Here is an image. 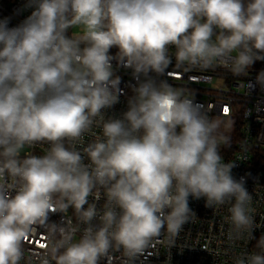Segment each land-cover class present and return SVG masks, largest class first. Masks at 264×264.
Segmentation results:
<instances>
[{
    "label": "clouds",
    "instance_id": "clouds-1",
    "mask_svg": "<svg viewBox=\"0 0 264 264\" xmlns=\"http://www.w3.org/2000/svg\"><path fill=\"white\" fill-rule=\"evenodd\" d=\"M30 2L20 25L0 20V264H21L37 226L40 264H99L114 247L135 258L165 230L179 235L196 215L189 197L208 208L230 203L235 233H251L252 197L218 150L230 143L221 119L157 78L173 63L170 47L177 68L248 76L264 61V0ZM76 26L82 34L69 35ZM113 60L137 85L122 118L105 119L121 91ZM249 83L264 90V70ZM94 125L102 135L79 149ZM42 143V155L20 158ZM50 213H64L63 223H49ZM256 248L235 264H264V235Z\"/></svg>",
    "mask_w": 264,
    "mask_h": 264
},
{
    "label": "built area",
    "instance_id": "built-area-1",
    "mask_svg": "<svg viewBox=\"0 0 264 264\" xmlns=\"http://www.w3.org/2000/svg\"><path fill=\"white\" fill-rule=\"evenodd\" d=\"M34 10L35 5L30 0H0V20L7 18L10 28L23 23ZM69 35L79 34L72 28ZM169 51L173 55V63L166 74L157 79H166L173 87L183 90L186 97L204 106L210 118L221 119L219 132L230 137V143H221L218 150L223 162H234L233 177L245 180V187L252 197L250 214L254 221L253 231L235 233L230 222V203L208 208L204 198L196 200L189 197V206L196 215L174 239L169 240L165 230L135 258L114 247L108 256L101 258L99 264H235L237 257L260 251L256 248V240L264 235V90L259 86L252 89L249 82H254L257 74L264 70V61H256L248 76L237 77L222 67L177 68L175 49L170 47ZM117 52L116 47L110 49L113 56ZM112 64L114 75L120 77L121 91L119 102L103 110L105 119L122 118L128 110L129 98L134 95L132 86L137 85L131 69L118 65L116 60ZM224 108L228 109L227 113ZM101 135L102 130L94 125L83 135L77 147L82 149ZM48 147L47 143L25 146L20 158L27 154L42 155ZM84 162L88 163L87 157H84ZM105 199L102 195L99 201H95L99 209H102ZM93 201L90 196L89 202ZM67 217L73 225L78 223L72 208H69ZM63 218L64 213H50L49 223L62 224ZM92 224L98 226V219ZM37 227V234L24 243L25 259L21 264H40L41 254L45 251L40 248V244L45 243L41 233L45 229ZM83 227L79 226L80 230L73 236L74 241L81 236Z\"/></svg>",
    "mask_w": 264,
    "mask_h": 264
},
{
    "label": "rangeland",
    "instance_id": "rangeland-1",
    "mask_svg": "<svg viewBox=\"0 0 264 264\" xmlns=\"http://www.w3.org/2000/svg\"><path fill=\"white\" fill-rule=\"evenodd\" d=\"M74 31L77 32L79 35L82 34V29L80 26L74 27ZM25 151V148L21 151L23 153Z\"/></svg>",
    "mask_w": 264,
    "mask_h": 264
},
{
    "label": "snow or ice",
    "instance_id": "snow-or-ice-1",
    "mask_svg": "<svg viewBox=\"0 0 264 264\" xmlns=\"http://www.w3.org/2000/svg\"><path fill=\"white\" fill-rule=\"evenodd\" d=\"M223 111H224L225 113H227V112H228V109H227V108H224Z\"/></svg>",
    "mask_w": 264,
    "mask_h": 264
}]
</instances>
